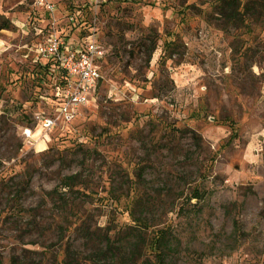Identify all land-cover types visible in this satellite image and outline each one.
I'll list each match as a JSON object with an SVG mask.
<instances>
[{
    "label": "rangeland",
    "instance_id": "obj_1",
    "mask_svg": "<svg viewBox=\"0 0 264 264\" xmlns=\"http://www.w3.org/2000/svg\"><path fill=\"white\" fill-rule=\"evenodd\" d=\"M241 1L228 21L217 0H0V264H264V0ZM51 34L106 54L42 133L53 88L26 73Z\"/></svg>",
    "mask_w": 264,
    "mask_h": 264
},
{
    "label": "built area",
    "instance_id": "obj_2",
    "mask_svg": "<svg viewBox=\"0 0 264 264\" xmlns=\"http://www.w3.org/2000/svg\"><path fill=\"white\" fill-rule=\"evenodd\" d=\"M37 3L49 12L54 11V6L44 0H37ZM34 52V62L47 71L53 94L51 98L40 96L51 108H39L33 113V120L40 132L49 133L60 125L71 124L90 103L101 81L98 64L106 53L94 35L75 42L56 34L36 44ZM23 134L28 141L40 139H35L34 130L30 128L24 129Z\"/></svg>",
    "mask_w": 264,
    "mask_h": 264
},
{
    "label": "trees",
    "instance_id": "obj_3",
    "mask_svg": "<svg viewBox=\"0 0 264 264\" xmlns=\"http://www.w3.org/2000/svg\"><path fill=\"white\" fill-rule=\"evenodd\" d=\"M218 4V13L224 17L228 21H238L241 18L243 19L245 17V14H251L254 13L255 9L252 10L250 8L249 3H243L241 0H217L216 5ZM253 6V5H252ZM12 28V23L7 19H1L0 20V31L2 30H10ZM169 45V44H168ZM167 45V46H168ZM168 49L172 48V43L167 47ZM156 47L153 46L152 49L148 51V57L151 58L152 53L155 51ZM43 78L46 79L44 76ZM235 135H232L230 137L231 140H233ZM72 178H69L68 181H71ZM198 193L195 192V198L198 197ZM159 239L158 244L161 245L163 243V240L165 237L161 236V233L157 237Z\"/></svg>",
    "mask_w": 264,
    "mask_h": 264
},
{
    "label": "crops",
    "instance_id": "obj_4",
    "mask_svg": "<svg viewBox=\"0 0 264 264\" xmlns=\"http://www.w3.org/2000/svg\"><path fill=\"white\" fill-rule=\"evenodd\" d=\"M35 30L39 33V31H38L37 28H35ZM37 35H38V34H37ZM2 42H3V41L0 40V48H1V46H2ZM4 46H5V45H4ZM32 63L35 64L34 67H33V72H32V74H30V73H26V74H29L30 79L33 78V77H34V78L37 77L36 69H39V71H40V70L42 71V73H43V77L45 76V77H46V80L49 82V78H48L47 71H44L43 68H42L39 64H37V63L34 62V60L32 61ZM7 66H8V65H6L5 68H7ZM9 66H10L9 68H12V66H13V68H18V67H19V66L15 65V63H11V65H9ZM7 70H8V69H7ZM11 70H12V69H9L8 72L4 73V76H5L6 80H10V82H13V80H14L13 78L17 75V74H16L17 70L14 71V72H12ZM22 74H23V73H22ZM29 76H28V77H29ZM41 80H43V79H42V75H41ZM6 87L8 88V89H7V92L12 93V91H14V89H12V87H8V86H6ZM16 93H17V92L14 91L12 94L17 95ZM39 98H40V96H39ZM28 104H29V103H23L22 106H24L25 108H28V107H29ZM48 106L51 107L50 105H48ZM0 108H1V107H0ZM38 109H39V108H37L36 110H34L33 113H34L35 111H37ZM33 113H32V114H33ZM0 114H1V115H4V114H5V110H4V112H3V111H1V109H0ZM1 115H0V116H1ZM26 128H28V127H24V129H26ZM30 129H31V128H30ZM36 134H37V132H34V136H35Z\"/></svg>",
    "mask_w": 264,
    "mask_h": 264
}]
</instances>
